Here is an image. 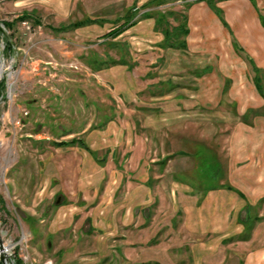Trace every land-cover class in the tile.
Segmentation results:
<instances>
[{
    "label": "rangeland",
    "instance_id": "374dc122",
    "mask_svg": "<svg viewBox=\"0 0 264 264\" xmlns=\"http://www.w3.org/2000/svg\"><path fill=\"white\" fill-rule=\"evenodd\" d=\"M193 1L0 0V240L7 254L12 249L9 264H137L138 249L148 263L264 264V252L251 262L248 252L263 244V238L234 242V249L225 253L229 245H222L216 235L200 242L191 225L175 233L160 228L168 222L169 175L191 162L188 157L174 158L162 173L155 162L177 151L210 156L208 146L226 155L223 140L233 124L219 125L218 118L236 121L229 107L232 101L238 113L245 106L261 105L244 76L243 63L218 48L217 37L229 48L220 23L201 1L186 9ZM223 5L228 23L245 41L254 18L247 1ZM169 11L188 15L186 50L159 48L162 35L153 18L161 13L171 30L176 22ZM91 18L96 23L53 30ZM130 22L134 23L128 27ZM118 25L127 28L114 38L106 37ZM123 52L132 63L130 70L99 65L120 59ZM209 62L216 67L209 75L186 71ZM223 78L232 86L220 96ZM170 86L172 91L166 93ZM258 132L264 133V128ZM72 139L80 140L82 150L78 145H53ZM88 149L95 150L103 167ZM139 159L151 169V189L121 177L123 170L137 177L142 172L136 168ZM188 183L195 185L193 180ZM203 185L215 182L206 178ZM182 189H177L176 200L181 209L189 207ZM95 196L111 199L109 231L89 234L86 217L77 222L73 215L64 221L68 229L47 235L58 213L78 210L80 198ZM156 197L155 208L149 204ZM144 203L148 205L143 212L151 213L153 227L127 230L121 210L133 214ZM144 240L146 248L136 246Z\"/></svg>",
    "mask_w": 264,
    "mask_h": 264
},
{
    "label": "crops",
    "instance_id": "0c3cea01",
    "mask_svg": "<svg viewBox=\"0 0 264 264\" xmlns=\"http://www.w3.org/2000/svg\"><path fill=\"white\" fill-rule=\"evenodd\" d=\"M200 1L220 23L221 33L227 36L229 48L226 47L225 42L221 40L219 42L217 37L216 42L218 43V48L225 53H230V55L232 52L235 59L243 63L245 71L244 76H248L252 90L261 100V105L257 108L245 106L242 112L238 113L237 105L232 101L229 107L232 112L235 113L236 121L225 122L226 118H218L219 125H225L226 123L228 125L233 124L229 135L223 140L225 143L226 155H220L218 151L208 146L210 149V156L209 154L203 155L202 152L188 153L177 151L161 155L157 160L158 162H155L154 165L159 167L162 173L165 171L167 162L174 158L188 157L191 163L193 161L192 165L190 163L188 168H175L169 175L170 182L174 188H172L171 185L169 189L170 202L166 205L169 214L165 221L168 220V222L167 224L161 223L160 228L169 231L168 233H175L180 227L191 228V225V230L193 231V235H195L194 237L201 238L200 242H204V239L208 238L209 235H216L218 237L217 240L222 245H229L228 248H226L227 250L224 251L225 253H230L231 249H234L232 248L234 242H252L255 236L264 239V133L258 132L260 127L264 128V3L260 5L259 1L261 0H246L248 7L253 12L254 18L250 19V24L253 26V29L248 32L249 35L247 39L243 41L244 39L241 40L238 35H236L232 25L228 23L224 15L223 3L225 4L232 0H194L188 3L185 8H190L192 3L196 4ZM125 10H129V6ZM185 15L188 31L184 37V50L189 48L188 37L191 32L188 23V15L186 13ZM215 69L216 67L212 62H209L201 66V68L192 67V69L186 71L190 70L194 73V76L203 77L209 75ZM231 73L233 75L236 72L231 71ZM231 86V80L229 78H223L219 87L220 96L228 93ZM220 103L221 101L219 99L215 102L212 109L218 107ZM197 142L206 144L203 141ZM58 143L60 142H57V144ZM53 145L56 148H61L55 144ZM62 148L65 147L62 146ZM78 148L81 149L82 147L78 145ZM83 149L86 150L84 147ZM87 152L99 167H103L95 150L90 151L88 149ZM199 154L202 155L200 156ZM199 156L202 158L200 161L198 160ZM166 157H169V159L161 165L159 162ZM138 162L136 168L140 169L142 172H140L137 177L132 173L126 172V170L121 172V177L124 178V180L127 179V181L134 186H143L146 189H151L152 180L149 175L151 169L149 165L143 161L140 162V159ZM195 169H197V171H195ZM132 176L134 179H137V182H133L130 179ZM104 177L105 176H103L102 179H104ZM206 178L210 181L213 180L215 185L209 187L204 186L203 184ZM189 180H193L195 185L193 186L192 183L190 186L188 183ZM98 183L99 186L97 189H100L102 185L101 181ZM182 187L184 188L182 189L184 192H182L183 196L189 197L187 198L189 207L187 206L183 209L176 204L177 189ZM96 196L90 197L88 200L85 197L80 198L76 203V206L78 205V210L73 208L69 214L60 212L59 215L58 213L55 218L56 220L54 219V223L50 225L52 229L48 228L47 235H50L52 230L59 232V229L62 228L64 232L68 229L67 227L69 226L64 224V221H67L68 217L73 215L77 217L75 220L77 222L85 220V223L88 224L87 232L89 234H96L97 232L102 233V229H107L109 231V216L113 211L109 208L111 199L100 200ZM150 200L153 202L149 205L154 207L158 206L157 197L156 200H154V198H150ZM146 205L148 204L144 203L138 205L137 210L133 214L127 209L121 210L123 220L126 221L127 230L131 228L132 231L133 229L140 231V229L146 228V226L149 225L151 213L143 212ZM75 211H79V213L76 214L77 212ZM100 215H102V217L98 218ZM56 225L57 228L54 229ZM76 225L77 223L75 226ZM147 227L151 229L153 226L149 225ZM128 234L127 236H129ZM147 240L139 242L136 246L139 248H146ZM127 246L131 247L134 245L129 243ZM236 250L235 252H237ZM248 252L250 253V262L252 260H260L261 254L264 252V242L261 245H257L254 250ZM136 259L137 264H145L148 262L143 260L139 249ZM245 261L239 264H246ZM151 263L157 262L153 261Z\"/></svg>",
    "mask_w": 264,
    "mask_h": 264
},
{
    "label": "trees",
    "instance_id": "16d2710c",
    "mask_svg": "<svg viewBox=\"0 0 264 264\" xmlns=\"http://www.w3.org/2000/svg\"><path fill=\"white\" fill-rule=\"evenodd\" d=\"M210 2V1H208ZM172 12V13H171ZM169 13L174 14L173 19L176 22V25L174 27H172V29L170 30L168 23L165 20V16H163L161 13L158 15H155V17L153 18V24H154V28L159 30V32L162 35V41L159 45V48L161 49H165V48H170V49H180V50H184L185 49V40L184 37L187 34V25H186V15L185 13L183 14H179V13H175L173 11H169ZM149 16V15H148ZM23 21H26L27 17H22ZM29 19V18H28ZM128 19H125V21ZM36 22V21H35ZM90 23H96V19H86V20H79L76 21L70 25H65L64 27H60V28H53L54 31H58V32H62L63 30L68 29L69 27H80V26H84ZM134 22H130L128 23V27L131 26ZM171 27V26H170ZM127 27L125 26H116L113 27L112 29L109 30V32L106 34V37H111L114 38L116 37L118 34H120L121 32H123ZM95 61V60H94ZM134 64V63H133ZM99 65H103V66H124L126 69H131L132 67V63H130V60L126 59V53H122L120 56V59L118 60H113V59H108L106 62L104 61V64L100 63ZM166 84V83H165ZM164 84V85H165ZM0 87H1V83H0ZM172 88L171 86L168 88V90L166 91V93L171 92ZM58 147H71V146H75V145H80L79 140L77 139H72L68 142H60L58 144H55ZM169 157H166L164 159L161 160V162H159L161 165H163L166 160H168ZM145 264H157V263H145Z\"/></svg>",
    "mask_w": 264,
    "mask_h": 264
},
{
    "label": "water",
    "instance_id": "95a60500",
    "mask_svg": "<svg viewBox=\"0 0 264 264\" xmlns=\"http://www.w3.org/2000/svg\"><path fill=\"white\" fill-rule=\"evenodd\" d=\"M1 78H2V72H1V67H0V82H1ZM6 97L3 96L2 99H5ZM3 251V244H2V241L0 240V252ZM1 264H7V257L4 253H2L1 255Z\"/></svg>",
    "mask_w": 264,
    "mask_h": 264
},
{
    "label": "built area",
    "instance_id": "2783aa9c",
    "mask_svg": "<svg viewBox=\"0 0 264 264\" xmlns=\"http://www.w3.org/2000/svg\"><path fill=\"white\" fill-rule=\"evenodd\" d=\"M2 244H3V251L0 252V259H1V255H2V253H4V254L6 255L7 259H8V257L11 256V251H12V249H10L9 253L6 254V253H7V250H6L7 245L4 244L3 242H2ZM0 263H1V261H0ZM7 264H9V263H8V260H7Z\"/></svg>",
    "mask_w": 264,
    "mask_h": 264
},
{
    "label": "bare ground",
    "instance_id": "6f19581e",
    "mask_svg": "<svg viewBox=\"0 0 264 264\" xmlns=\"http://www.w3.org/2000/svg\"><path fill=\"white\" fill-rule=\"evenodd\" d=\"M1 72H2V69H1ZM7 254V253H6Z\"/></svg>",
    "mask_w": 264,
    "mask_h": 264
}]
</instances>
